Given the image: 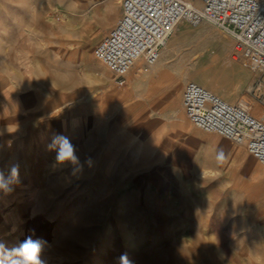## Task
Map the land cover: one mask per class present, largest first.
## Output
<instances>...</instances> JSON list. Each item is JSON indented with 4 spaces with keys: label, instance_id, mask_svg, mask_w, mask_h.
<instances>
[{
    "label": "rangeland",
    "instance_id": "obj_1",
    "mask_svg": "<svg viewBox=\"0 0 264 264\" xmlns=\"http://www.w3.org/2000/svg\"><path fill=\"white\" fill-rule=\"evenodd\" d=\"M115 1L118 15L121 0ZM43 18L68 21L58 12L22 6L16 17L0 14V23L32 25ZM33 31L0 29V69L19 78L26 74L29 80H46L54 64H65L70 85L88 79L79 31L65 45L31 44L27 37L36 42L37 31L47 32ZM235 53L233 39L208 22L177 25L158 62L175 71L171 89L177 104H151L150 123L133 126L146 138L145 156L136 154L143 152L144 141L122 129L127 120L123 104L118 109L98 104V123L69 137L60 120L71 105L52 110L47 104H17L23 118L1 116L0 171L11 191L0 188V242L11 249L26 237L39 239L45 264H119L125 253L133 264H264V165L242 145L199 129L180 104L185 82L194 80L243 106L240 96L248 93L264 109L257 99L262 91L259 73L252 71V83L243 94L234 92L236 83L245 85L240 64L250 70L247 60ZM50 54L65 60H47ZM37 55L42 59H34ZM93 58L105 82L123 86ZM176 116H184L189 128H182ZM31 120L48 122L49 146L54 137H67L76 159L58 163L56 158L26 156L25 145L35 151V144L43 142L17 141L30 136ZM53 147L59 151V144ZM13 165H18L17 177L11 176ZM17 259L0 249V264H16Z\"/></svg>",
    "mask_w": 264,
    "mask_h": 264
},
{
    "label": "crops",
    "instance_id": "obj_2",
    "mask_svg": "<svg viewBox=\"0 0 264 264\" xmlns=\"http://www.w3.org/2000/svg\"><path fill=\"white\" fill-rule=\"evenodd\" d=\"M22 6H25L27 11L58 12L62 18L68 19V21H57L54 18H43L38 24L34 22L32 25H25L17 20L0 23V29L12 28L19 30L26 28L32 30L30 35L35 34L34 29H46L47 32L37 31L36 42L34 36L27 37L31 39L30 43L35 45L48 44L53 41L65 45L74 30H77L80 33L79 45L86 46L88 39L93 36L96 38L94 43V46H96L108 33V31L106 33L105 31L116 24L121 14V10H119L117 15L115 0H0V14H4L9 18L13 15L16 17ZM18 35L21 36V32H18ZM82 48H80L81 51ZM83 55L86 62H88V79L76 86L70 85L68 79L70 71L65 67V64L62 65V68L54 64V69L49 70L46 74V80H29L26 74H22V78H19L18 75L12 74L8 69H0V117L6 116L11 119L12 116H15L17 120L23 118L25 112L17 104H47L52 110L71 105L62 113L60 120L63 133L69 137L70 132L79 131V133L85 134L91 124L98 123V104H114L116 109H118L119 104H123L122 109L126 110L127 120L122 129L127 128L144 141L143 152L136 151V154L145 156L146 138L141 137L133 126L140 123L143 125L150 123L151 104H177L175 94H172L173 90L171 89L172 84L177 81L175 71L168 68L166 64L160 66L158 63L157 67H155L157 64L153 67L141 64L146 70L139 71L138 68L136 69L139 65L137 64L128 73V77L131 78L127 79L126 84L120 87L104 81L103 74L95 69L97 61L93 58L92 53L87 56L83 53ZM94 57L96 58L95 55ZM34 59H42V55H37ZM46 59L50 61L65 60L64 58H55L54 54L48 55ZM240 69L246 78L245 85L236 83L233 86V90L237 95L243 94L253 79L251 70L242 67V64H240ZM36 75L32 74V76ZM25 76L27 79H25ZM188 81L185 82V85ZM184 87L180 94V104L185 113L182 106ZM247 98H250V101H247ZM240 99L244 103L246 102L247 107L255 109L257 106L251 100L256 98L248 93L240 96ZM253 114L262 117L264 111ZM183 117L176 116L180 122L179 125L184 129H188L189 127L183 121ZM28 124L31 126L32 133L29 137H20L17 141L28 143L42 140L43 142L35 144L34 147L37 148L35 151L33 149L30 151L31 146L24 144L25 155L28 157L57 159L58 150L49 147L52 137L48 122L31 120ZM56 161L58 163L63 162L58 159Z\"/></svg>",
    "mask_w": 264,
    "mask_h": 264
},
{
    "label": "built area",
    "instance_id": "obj_3",
    "mask_svg": "<svg viewBox=\"0 0 264 264\" xmlns=\"http://www.w3.org/2000/svg\"><path fill=\"white\" fill-rule=\"evenodd\" d=\"M121 0L116 24L94 48L96 58L110 69L120 85L137 65L155 66L177 25L205 21L230 36L235 56L260 74L264 105V0ZM182 106L198 128L242 145L264 165V115L256 116L227 101L205 85L189 80Z\"/></svg>",
    "mask_w": 264,
    "mask_h": 264
},
{
    "label": "clouds",
    "instance_id": "obj_4",
    "mask_svg": "<svg viewBox=\"0 0 264 264\" xmlns=\"http://www.w3.org/2000/svg\"><path fill=\"white\" fill-rule=\"evenodd\" d=\"M56 144H59V151L57 153L58 160L66 161L76 159V156L74 155V145H72L71 141L67 137L61 135L54 137L53 144L49 147ZM11 176H18V165L12 166ZM0 188L11 191V189L8 188V182L5 180L2 171H0ZM0 249L4 250V252L8 254L15 253L18 257L16 264H45V262L41 259L42 241L39 239L34 240L31 236L26 237L19 245L11 249L7 248L3 242H0ZM119 264H133V262L125 253L119 257Z\"/></svg>",
    "mask_w": 264,
    "mask_h": 264
},
{
    "label": "bare ground",
    "instance_id": "obj_5",
    "mask_svg": "<svg viewBox=\"0 0 264 264\" xmlns=\"http://www.w3.org/2000/svg\"><path fill=\"white\" fill-rule=\"evenodd\" d=\"M92 33V32H91ZM94 33V32H93ZM92 33V34H93ZM95 41H96V38L95 37H90L89 39H88V43H87V45L86 46H84L83 45V48H82V52L87 56L88 54L90 55L91 53H92V49H93V47H94V43H95ZM85 44V43H84ZM81 50V49H80ZM94 56V55H93ZM139 69V71H144V68L141 66V64H139L137 67H136V69ZM117 82V81H116ZM258 99V98H257ZM252 101L254 100V99H251ZM256 100V99H255ZM259 100V99H258ZM254 102H257V101H254ZM259 103V102H258ZM242 104H244V103H242ZM254 104H256V103H254ZM244 107L248 110L249 109V107H247V106H245L244 105ZM250 110V109H249ZM255 110H257L256 112H260V111H262V110H264L263 109V107L261 106V105H257L256 106V108H255ZM200 129V128H199ZM253 166H255V167H257V168H259L260 169V166H259V164L258 163H254L253 164Z\"/></svg>",
    "mask_w": 264,
    "mask_h": 264
}]
</instances>
